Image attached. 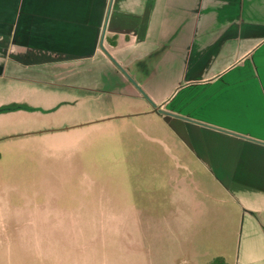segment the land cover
<instances>
[{"label": "crops", "instance_id": "1", "mask_svg": "<svg viewBox=\"0 0 264 264\" xmlns=\"http://www.w3.org/2000/svg\"><path fill=\"white\" fill-rule=\"evenodd\" d=\"M118 68L239 207L226 261L264 264V0H0V83L43 109L104 96Z\"/></svg>", "mask_w": 264, "mask_h": 264}, {"label": "rangeland", "instance_id": "2", "mask_svg": "<svg viewBox=\"0 0 264 264\" xmlns=\"http://www.w3.org/2000/svg\"><path fill=\"white\" fill-rule=\"evenodd\" d=\"M138 88L114 69L104 96L58 111L0 83V264L232 262L239 207L151 107L128 101ZM13 90L28 99L11 104ZM40 127L60 130L27 132Z\"/></svg>", "mask_w": 264, "mask_h": 264}, {"label": "trees", "instance_id": "3", "mask_svg": "<svg viewBox=\"0 0 264 264\" xmlns=\"http://www.w3.org/2000/svg\"><path fill=\"white\" fill-rule=\"evenodd\" d=\"M205 264H229L224 257L222 256H215L209 262Z\"/></svg>", "mask_w": 264, "mask_h": 264}]
</instances>
